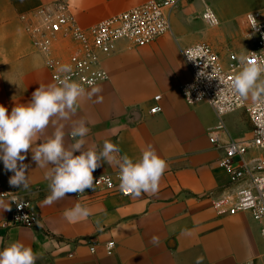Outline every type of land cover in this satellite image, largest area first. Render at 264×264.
<instances>
[{"label": "crops", "instance_id": "0c3cea01", "mask_svg": "<svg viewBox=\"0 0 264 264\" xmlns=\"http://www.w3.org/2000/svg\"><path fill=\"white\" fill-rule=\"evenodd\" d=\"M148 1L0 0V105L10 114L16 105L29 103L40 84L55 83L25 30L22 15L64 2L77 23L90 28ZM210 3L220 11L222 20H218V28L210 27L218 30L224 24L222 31L236 37L246 31L247 14L264 12V0H179L171 13V32L145 46L114 43L112 55L104 63L109 80L97 86L98 92L87 90L92 93L90 98L79 102L70 120L60 121L65 125L66 146L73 143L69 136L73 121L80 119L90 129L86 147L96 145L100 150L108 140L118 145L121 156L126 154L135 161L151 146L167 162L159 190L123 197L88 188L83 197L68 193L45 205L47 169L38 167L31 150L23 161L28 188L11 185L14 173L0 160V195L29 198L40 217L35 228L4 227L11 203L0 197V250L21 241L38 255L36 264H197L200 258V264L264 263L258 225L243 214L221 218L211 203L230 180L219 168L223 152L210 142L218 124L216 114L209 104H187L179 89L191 80L183 50L215 38L196 20L206 8L212 10ZM242 5L250 7L233 22L229 10ZM219 33L223 34L215 35ZM157 96L162 97L158 102L154 100ZM155 106L161 109L157 114L151 113ZM225 122L236 137L242 115L232 114ZM55 126L50 124L37 143L51 136ZM36 146L34 143L33 150ZM100 169L105 173L119 170L106 162H101ZM77 203L87 206L91 215L75 222L67 220L65 210ZM88 241L94 244L95 254ZM108 242L115 243L110 255L105 249Z\"/></svg>", "mask_w": 264, "mask_h": 264}, {"label": "built area", "instance_id": "2783aa9c", "mask_svg": "<svg viewBox=\"0 0 264 264\" xmlns=\"http://www.w3.org/2000/svg\"><path fill=\"white\" fill-rule=\"evenodd\" d=\"M178 3L179 0H150L93 27L83 28L77 23L70 5L55 2L22 15L21 21L34 47L42 55L52 80L56 83L57 77L67 75L80 82L87 91L109 80L104 63L112 55L114 43L127 41L139 47L150 45L169 34L171 13ZM202 16L209 25H219L211 9L206 8ZM245 24L256 36V47L244 56L254 58L255 54L264 57V12L247 14ZM182 54L191 80L179 87L180 92L191 106L209 104L213 108L218 124L210 134V142L223 152L219 168L230 178L220 193L211 198L213 209L221 218L248 215L258 225L264 242V104H247L245 98L233 95L229 90L239 70L238 56L232 54L230 62L225 64L208 43L189 47ZM63 65H70L72 71L59 72ZM161 98L157 96L154 100L158 102ZM243 110L252 127L250 139L236 138L225 122L226 117ZM160 111L159 106L151 109L153 114ZM118 172L105 173L98 167L93 172L94 184L99 181L94 189L132 197L120 188ZM76 195L83 197L84 193ZM0 197L9 199L11 203L4 227L39 226V214L29 198L10 193H2ZM88 243L91 253L95 254L94 244ZM105 249L109 255L112 254L115 243L108 242Z\"/></svg>", "mask_w": 264, "mask_h": 264}, {"label": "clouds", "instance_id": "9594fccd", "mask_svg": "<svg viewBox=\"0 0 264 264\" xmlns=\"http://www.w3.org/2000/svg\"><path fill=\"white\" fill-rule=\"evenodd\" d=\"M238 59L239 70L229 90L233 95L245 99L251 96L253 102L264 104V57L254 54V58L241 55ZM58 71L70 73L72 69L70 65H63ZM98 91V87L93 88V92ZM91 94L80 82L65 75L57 77L56 83L40 84L32 93L31 101L16 105L10 114L0 105V160L7 171L14 173L9 179L11 185L29 187L27 165L23 161L31 150L38 167L47 169L45 179L49 182V194L43 200L45 205L65 198L68 193H84L85 189L94 188L99 181L94 184L93 172L101 162L118 167L120 188L126 195L139 197L159 190L167 162L151 146L146 147L135 161L126 154L121 156L118 145L108 140L103 142L100 150L96 145L86 147L85 137L90 129L84 119L73 121L69 133L73 143L65 145V125L60 121L70 120L77 112L79 102L86 96L90 98ZM50 124L56 125L52 135L37 143ZM34 143L37 144L35 150ZM76 152L80 154L76 155ZM89 215L90 209L80 203L64 212L65 218L72 222ZM152 239L158 242L157 237ZM37 259L33 249L21 241H14L0 250V264H36Z\"/></svg>", "mask_w": 264, "mask_h": 264}, {"label": "rangeland", "instance_id": "374dc122", "mask_svg": "<svg viewBox=\"0 0 264 264\" xmlns=\"http://www.w3.org/2000/svg\"><path fill=\"white\" fill-rule=\"evenodd\" d=\"M210 7L212 8V11L215 13L216 17L220 22H222L220 17V11L216 8L214 4L210 3ZM250 7V5H242V6H236L234 8H231L229 10L230 18H232L233 22H237L238 18L242 14V11H244L246 8ZM264 8V5L261 9ZM263 12V11H262ZM202 19H201V18ZM197 22L198 24H201L200 28L204 31H209L208 34L211 36H215L214 40L211 42H207L209 45H211L220 55L222 61L225 64H228L230 62L231 55L234 54L238 57L241 55L247 54L250 50H253L256 47V36L252 33L249 27L246 26V31H241L239 36H235V34H229L225 33V31H222L225 27L224 24H221V27L218 30H215L216 28L211 27H217L218 26H211L206 21L203 20V16H198ZM209 25V26H208ZM211 26V27H210ZM220 30V31H219ZM217 32H223V34H217ZM247 104H250L253 102L251 99V96H249L247 99ZM238 115H242V124L241 126H238L235 135L236 137L244 138V139H250L252 136V127L248 120V115L245 110L241 112H237Z\"/></svg>", "mask_w": 264, "mask_h": 264}]
</instances>
